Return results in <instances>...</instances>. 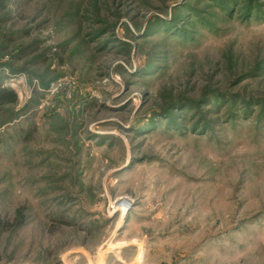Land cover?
<instances>
[{
  "label": "rangeland",
  "instance_id": "1",
  "mask_svg": "<svg viewBox=\"0 0 264 264\" xmlns=\"http://www.w3.org/2000/svg\"><path fill=\"white\" fill-rule=\"evenodd\" d=\"M0 86V264H264V0H0Z\"/></svg>",
  "mask_w": 264,
  "mask_h": 264
},
{
  "label": "trees",
  "instance_id": "2",
  "mask_svg": "<svg viewBox=\"0 0 264 264\" xmlns=\"http://www.w3.org/2000/svg\"><path fill=\"white\" fill-rule=\"evenodd\" d=\"M17 102H18V95L14 90L0 86V108L6 106V104L14 105ZM172 117L174 118V115Z\"/></svg>",
  "mask_w": 264,
  "mask_h": 264
},
{
  "label": "bare ground",
  "instance_id": "3",
  "mask_svg": "<svg viewBox=\"0 0 264 264\" xmlns=\"http://www.w3.org/2000/svg\"><path fill=\"white\" fill-rule=\"evenodd\" d=\"M120 203H125V201L124 202H120ZM123 213H124V210H123Z\"/></svg>",
  "mask_w": 264,
  "mask_h": 264
}]
</instances>
